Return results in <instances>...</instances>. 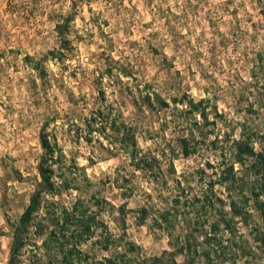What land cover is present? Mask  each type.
I'll use <instances>...</instances> for the list:
<instances>
[{
	"label": "rangeland",
	"instance_id": "obj_1",
	"mask_svg": "<svg viewBox=\"0 0 264 264\" xmlns=\"http://www.w3.org/2000/svg\"><path fill=\"white\" fill-rule=\"evenodd\" d=\"M57 25H62L59 31ZM49 52L55 53V60ZM25 56L41 63L40 75L25 64ZM120 67L136 81L119 75ZM142 83L152 85L168 102L184 95L194 102L203 100L201 108L216 126H204L196 118L198 129L193 128L192 117L183 118L179 105L135 109L127 91ZM118 89L124 97L120 113L136 127L139 147L166 151L163 169L168 149H173L178 155L174 177L184 176L191 192L200 195L205 183L216 179L213 171L218 173L229 160L226 149L239 139L241 125L246 134L264 140V0H0V264H63L57 245L41 247L48 226L40 238L33 230L24 234L14 261L10 255L14 228L40 181L42 128L62 149L67 164L75 161L84 168L91 182L86 197L94 194L113 207L127 203L132 213L126 216V234L143 257L169 250L163 234L134 220L144 193L156 195L152 177L134 172L114 150L108 152L107 142L97 134L90 142L80 138L75 143L68 133L112 102ZM190 133L194 153L185 158L177 141ZM261 148L264 145L256 146ZM206 163L213 168L206 169ZM197 169H205V176L198 178ZM78 184L83 187L81 180ZM216 190L224 197L219 187ZM75 195L45 198L34 221L41 220L46 209L51 216L58 214ZM249 213L246 226L237 223L235 237L240 234L254 248L262 223L253 209ZM116 216L109 212L102 219L119 235ZM94 238L79 246L73 258L83 261L86 255L89 262L99 261L106 253L91 245ZM256 255L255 263L264 264L262 252ZM177 262L184 264L180 257Z\"/></svg>",
	"mask_w": 264,
	"mask_h": 264
},
{
	"label": "trees",
	"instance_id": "obj_2",
	"mask_svg": "<svg viewBox=\"0 0 264 264\" xmlns=\"http://www.w3.org/2000/svg\"><path fill=\"white\" fill-rule=\"evenodd\" d=\"M61 27L62 25H57L56 29L59 31ZM48 55L55 60L54 52H49ZM23 61L40 75V62L34 63L29 56H25ZM118 74L136 81L123 67L118 69ZM127 92L128 100L137 110L147 108L149 111H159L168 105H179L183 107V118L192 117L193 128L198 129L196 118H200L204 126H216V120L209 121L206 110L201 108L203 100L194 102L184 95L182 98L171 97L168 102L147 83L135 84ZM122 94L121 90L115 91L112 102L108 101L89 117L82 119L79 129L69 130L68 133L75 143L80 138L90 142L93 134H97L107 142L108 152L114 150L126 158L134 172L147 178L152 177L149 180L156 195L144 193L142 205L133 211L134 220L137 226L146 227L152 233L163 234L169 250H164L157 256L143 257L140 247L130 241L126 234V216L132 213L126 208L127 203L113 207L104 198L94 194L86 197L85 193L91 187V182L84 168H79L75 161L67 164L62 149L56 141H49L42 128L39 142L43 155L37 166L40 181L14 228L11 260L14 261L24 234L33 230V235L40 238L44 236L48 226L50 231L41 239V247L46 250L49 244L57 245L63 264H179V257L184 264H212L215 259H218L215 264H239V260L243 264H257L256 253L259 251L264 255V150H257L256 146H263L264 140L257 139L254 134H246L244 126L241 125L239 139L232 141L226 149L229 160L223 163V168L218 173L213 171L217 174L216 179L205 183V191L200 195L193 194L192 187L184 176L174 177V161L178 155L173 149H168V165L163 169L161 157L166 151L153 152L139 147L136 127L125 122L120 113L121 106L124 105ZM209 132V135H214L217 139L214 131ZM191 133L189 137H181L177 141L180 155L185 158L194 153L190 145ZM47 161L48 165L45 167L44 163ZM205 166L209 170L213 168L209 163ZM195 174L202 178L206 171L197 169ZM79 180L83 187L78 184ZM115 186L123 188L118 183ZM217 187L222 190L224 197L217 193ZM71 192L76 194V199L68 207L60 208L54 216L46 209L41 212V220L34 221V215L42 208L41 202L45 198L61 197L63 193ZM130 194L132 193H121L124 198H130ZM84 199H89L90 204L85 205ZM250 209L256 212L262 223V229L254 236L257 244L254 248L247 246V241L240 234V240L235 237L237 223L247 225V220L251 217ZM109 212L110 215L113 212L117 215L114 222L121 232L119 235L113 234L102 219ZM97 231L99 236L95 237ZM92 238V246L103 253H111L102 255L99 261L89 262L86 255L83 261L73 258L75 254L78 256L77 248L87 244Z\"/></svg>",
	"mask_w": 264,
	"mask_h": 264
}]
</instances>
